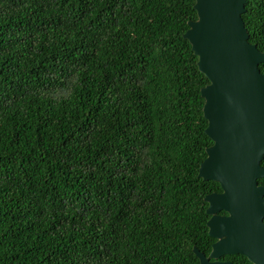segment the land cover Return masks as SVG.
<instances>
[{"label": "trees", "instance_id": "trees-1", "mask_svg": "<svg viewBox=\"0 0 264 264\" xmlns=\"http://www.w3.org/2000/svg\"><path fill=\"white\" fill-rule=\"evenodd\" d=\"M194 3L0 0V264L208 255L205 195L221 187L198 176L213 141L184 37ZM242 19L264 52V0Z\"/></svg>", "mask_w": 264, "mask_h": 264}, {"label": "water", "instance_id": "water-1", "mask_svg": "<svg viewBox=\"0 0 264 264\" xmlns=\"http://www.w3.org/2000/svg\"><path fill=\"white\" fill-rule=\"evenodd\" d=\"M245 1L195 0L198 18L184 33L209 80L200 92L213 143L198 176L222 189L205 195L208 234L216 240L208 255L193 248L200 264H234L218 260L224 254L264 264V186L258 184L264 177V52L248 40Z\"/></svg>", "mask_w": 264, "mask_h": 264}, {"label": "flooded vegetation", "instance_id": "flooded-vegetation-1", "mask_svg": "<svg viewBox=\"0 0 264 264\" xmlns=\"http://www.w3.org/2000/svg\"><path fill=\"white\" fill-rule=\"evenodd\" d=\"M258 184H259V183H258ZM259 185H261V184H259ZM262 186H263V185H262ZM221 191H222V189H221ZM221 191H220V192H221ZM221 211H223V210H221ZM221 211L218 212L219 215H227V214H228L226 211H223V212H221ZM263 220H264V219H263ZM214 239H215V238H214ZM215 240H216V239H215ZM215 240H214V241H215ZM214 241H213V242H214ZM213 242H212V243H213ZM208 254H209V253H208ZM224 255H227V254H224ZM224 255H222V256H224ZM222 256H221V257H222ZM221 257H219L218 260H223V261H224V260H228V261H231V260H229V259H227V258L222 259ZM246 259H247V258H246ZM211 260H214V259L212 258ZM247 260H248V259H247ZM248 261H249V260H248ZM231 262H232V261H231ZM244 264H253V263H252L251 261H249V263H244Z\"/></svg>", "mask_w": 264, "mask_h": 264}]
</instances>
